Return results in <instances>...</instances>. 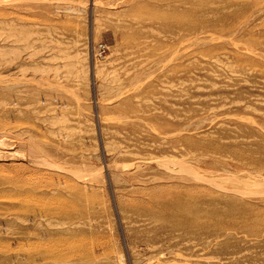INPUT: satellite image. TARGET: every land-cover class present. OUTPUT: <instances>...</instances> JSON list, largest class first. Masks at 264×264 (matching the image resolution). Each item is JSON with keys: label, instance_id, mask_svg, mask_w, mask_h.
I'll list each match as a JSON object with an SVG mask.
<instances>
[{"label": "rangeland", "instance_id": "1", "mask_svg": "<svg viewBox=\"0 0 264 264\" xmlns=\"http://www.w3.org/2000/svg\"><path fill=\"white\" fill-rule=\"evenodd\" d=\"M0 21V264H264V0H0ZM181 166L253 183L217 245L150 213Z\"/></svg>", "mask_w": 264, "mask_h": 264}, {"label": "bare ground", "instance_id": "2", "mask_svg": "<svg viewBox=\"0 0 264 264\" xmlns=\"http://www.w3.org/2000/svg\"><path fill=\"white\" fill-rule=\"evenodd\" d=\"M190 8H191V6H190ZM193 9H192V11H194ZM188 10H185L184 12H186ZM205 14H206V12H205ZM1 19H2V17H1ZM29 35H31V34H29ZM8 37H9V35H8ZM2 47H0V55L2 53L4 54V52L6 50L5 47L4 48H2ZM4 55L6 56L7 54H4ZM20 76H22V75H20ZM8 86H10V84H8ZM65 119H66V117H65ZM58 120H59V122H62V120L60 118ZM64 122H66V121H64ZM54 124L55 123H53V125ZM62 128H63V131H64L65 128L64 127H62ZM59 130H60V127H59ZM22 131L26 132L25 129H22ZM63 138H66V137H63ZM107 146H109V145H107ZM24 148H26V144H25ZM0 153H1V151H0ZM24 153H27V152H24ZM31 153H33V152H31ZM10 156H9V158H10ZM6 157L8 158L7 155H6ZM15 157H19V156H14V158ZM37 159L38 158H35L36 161H37ZM42 159H44V158H42ZM38 160H40V159H38ZM41 163H42V160H41ZM46 163L44 161L43 164H46ZM50 164H51L50 165V168H51L53 163H50ZM180 171L182 173L181 175H177V174L173 175V178H176V179H168V180L162 182L168 188L167 187L166 188H162V190L157 191L158 193L154 197L155 198L154 202L156 204V207H154L155 210L150 209V213H154L153 216L158 214L157 218H158L159 215H161L162 219L168 221L172 225L178 226V229L182 230L185 233H189L190 231L194 232V234H197V236L199 237L200 242H201V244L203 246H205L206 244H210V242H212V240L217 245L216 240H217L218 237H220L222 235H225V237H226V236H228L230 234L229 233H226V234L222 233L219 229H215V231L214 230H210V231L207 230L206 223H210L211 222V218H210L211 214L223 213V209H227L228 210V207H230L231 209H235V210L236 209H246L247 207L245 206V204L247 206H249V205L245 201H243V197L252 194V191L248 190L246 188V186L250 187V185H252L253 183L251 184L250 182H252V181L251 180L249 181L247 177H246V179H243V181L241 183H233V182L227 180L225 178V176H221V173H220V175L216 176V173H212L210 171H208L209 173L207 171H205L204 173H199L198 175L196 173L195 174H191V173L189 174V173H187L185 171V169L182 168V166H181V170ZM70 172H72V171H70ZM195 172H196V170H195ZM82 174L84 175V173H82ZM85 174H87V173H85ZM77 175L75 177H77ZM81 177H82V175H81ZM86 177H88V176H86ZM199 180L200 181L202 180V181L206 182V184H208V187L200 186L198 184ZM51 187L55 188L54 191H57V189H59V186L52 185ZM169 187H171V188H169ZM236 187L239 188V189H236ZM32 189H33V193L32 194L35 197L34 198H30L28 196L29 193H27L26 196H28V197L22 198V202H21L22 204H24L25 202L30 201V200L34 202V199H36V197L42 196V194H44V196H45V194H47L48 192L50 193L52 191L51 189H42V190H40L38 188H33V187L30 186L29 190H32ZM35 189H38L40 191L36 192ZM237 190H239V191L241 190V192H239ZM260 191H262V193H259V195L263 194L264 189H261ZM260 191H257V192H260ZM78 192H79V190H78ZM73 197L74 198L71 199V201H75V200L78 199L77 196H73ZM169 197H171L173 199L172 202H169V199H166V198H169ZM41 204H38V205L36 204L37 205L36 208L40 210V211L38 210L39 211V215H44V217H45L46 214L43 213V212L44 211H48L49 212L48 209L51 208V207L47 203H41ZM63 212H64L65 215L60 216V219L58 220L61 224H65L67 222L66 219L68 218V216L70 214L69 212H66L65 210ZM33 215L36 217V214H33ZM54 216L52 215V217H54ZM50 220H51V218H50ZM209 238L212 239V240H209ZM63 244L67 245V243H64V242H63ZM65 254H66V252L64 250H62V249L59 250V248H58V250H55V252H53V255H54V257H59V259H57V260H48V259H46L44 261V263H46V264H78V263H85V262H82L79 259L74 260V259H71V258H69L67 256L65 257ZM184 259H185V261H190V263H193V264H205L206 263V261L201 257L200 254L197 255V252L196 253H191L190 251H187V253L185 254ZM97 260L100 261L99 257L95 258V260H92V261H97ZM212 260H214V259H212ZM86 263H91V261L89 260Z\"/></svg>", "mask_w": 264, "mask_h": 264}, {"label": "built area", "instance_id": "3", "mask_svg": "<svg viewBox=\"0 0 264 264\" xmlns=\"http://www.w3.org/2000/svg\"><path fill=\"white\" fill-rule=\"evenodd\" d=\"M104 47V46H103Z\"/></svg>", "mask_w": 264, "mask_h": 264}]
</instances>
